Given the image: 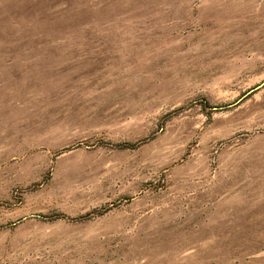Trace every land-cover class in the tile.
<instances>
[{
	"label": "rangeland",
	"instance_id": "rangeland-1",
	"mask_svg": "<svg viewBox=\"0 0 264 264\" xmlns=\"http://www.w3.org/2000/svg\"><path fill=\"white\" fill-rule=\"evenodd\" d=\"M0 264H264V0H0Z\"/></svg>",
	"mask_w": 264,
	"mask_h": 264
}]
</instances>
